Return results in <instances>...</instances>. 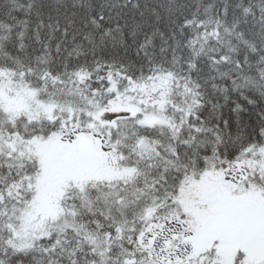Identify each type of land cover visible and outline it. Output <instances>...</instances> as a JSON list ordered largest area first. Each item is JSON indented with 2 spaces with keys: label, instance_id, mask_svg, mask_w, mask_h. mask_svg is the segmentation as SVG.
Returning <instances> with one entry per match:
<instances>
[{
  "label": "snow or ice",
  "instance_id": "snow-or-ice-1",
  "mask_svg": "<svg viewBox=\"0 0 264 264\" xmlns=\"http://www.w3.org/2000/svg\"><path fill=\"white\" fill-rule=\"evenodd\" d=\"M0 264H264V0H0Z\"/></svg>",
  "mask_w": 264,
  "mask_h": 264
}]
</instances>
